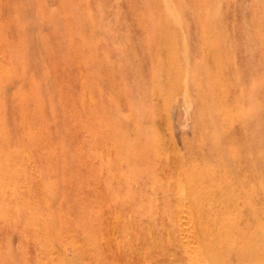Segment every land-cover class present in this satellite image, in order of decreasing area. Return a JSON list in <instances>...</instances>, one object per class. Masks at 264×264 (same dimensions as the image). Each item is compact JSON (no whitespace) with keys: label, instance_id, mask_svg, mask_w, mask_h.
<instances>
[{"label":"rangeland","instance_id":"1","mask_svg":"<svg viewBox=\"0 0 264 264\" xmlns=\"http://www.w3.org/2000/svg\"><path fill=\"white\" fill-rule=\"evenodd\" d=\"M0 264H264V0H0Z\"/></svg>","mask_w":264,"mask_h":264}]
</instances>
